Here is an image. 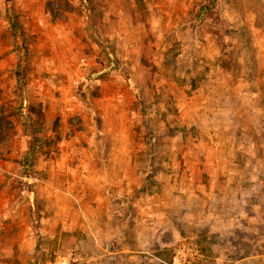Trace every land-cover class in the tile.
Returning a JSON list of instances; mask_svg holds the SVG:
<instances>
[{
  "label": "rangeland",
  "instance_id": "rangeland-1",
  "mask_svg": "<svg viewBox=\"0 0 264 264\" xmlns=\"http://www.w3.org/2000/svg\"><path fill=\"white\" fill-rule=\"evenodd\" d=\"M232 137L235 155L264 150V0H0V242L10 246L24 222L51 214V191L56 214L71 219L56 234L32 223L42 262L71 248L94 262L98 236L84 231L89 177L107 164L128 169L136 188L113 195L129 204L120 213L145 214L165 198L175 220L177 202L193 204L196 158ZM136 225L137 237L149 235ZM166 232L161 246L153 231L130 264H179L180 248L198 247Z\"/></svg>",
  "mask_w": 264,
  "mask_h": 264
},
{
  "label": "crops",
  "instance_id": "crops-1",
  "mask_svg": "<svg viewBox=\"0 0 264 264\" xmlns=\"http://www.w3.org/2000/svg\"><path fill=\"white\" fill-rule=\"evenodd\" d=\"M234 145L239 146L240 142L234 141L233 137L225 142L213 141V154L196 158L193 183L187 185L192 190L186 193V197L192 195L193 204L188 206L177 202L175 220L168 218L170 206L165 198L160 203L147 206L145 214L120 213L121 209H125L122 207L124 203H117L113 195L121 196L136 188L135 178H130L128 169L120 173L119 170L114 171L116 167L107 164L109 172L98 174L97 179L89 177L92 182L82 193L88 216L84 231L94 230L98 236L94 246L99 244L101 249L90 258L94 262L86 261V264H130L134 259L133 253L151 243L148 237L153 235V231H159L157 242L161 246L165 245L162 235L166 231H171L176 241H194L200 253L199 260L194 264H264V150L259 146L260 154L256 156H238L232 152ZM226 148L228 153H225ZM125 180L130 184L126 190L123 189ZM175 190L177 196L183 198L182 187L177 186ZM30 194L32 200L26 205L31 209L35 207L34 200L41 195L40 188ZM253 194L256 201L249 203L248 195ZM52 196L56 195L48 191L45 198L48 201L46 209L53 211L51 214L38 216V221L33 219L31 225L24 222L10 246L8 242H0L2 264H44V249L39 245L41 235L32 223L38 222L42 227L51 229L50 233L56 234L59 225L67 227L71 219L65 212L62 216L56 214L59 204L53 202ZM128 205L124 206L128 209ZM147 219L151 222L149 227ZM136 224H142L149 235L143 232L137 237ZM43 231V234L49 233L45 229ZM86 240L89 241V237ZM110 242L114 247L108 250ZM80 243L84 250H89L85 240ZM220 244H223L222 249ZM54 254L56 256L45 264H62L67 259L66 250L58 249Z\"/></svg>",
  "mask_w": 264,
  "mask_h": 264
},
{
  "label": "built area",
  "instance_id": "built-area-1",
  "mask_svg": "<svg viewBox=\"0 0 264 264\" xmlns=\"http://www.w3.org/2000/svg\"><path fill=\"white\" fill-rule=\"evenodd\" d=\"M67 259L62 264H84V259L82 258L80 252L76 248H71L67 252ZM200 253L199 249L193 245H184L178 250L177 258L179 264H194L199 260ZM160 264H175L173 262H166L162 259H158Z\"/></svg>",
  "mask_w": 264,
  "mask_h": 264
},
{
  "label": "trees",
  "instance_id": "trees-1",
  "mask_svg": "<svg viewBox=\"0 0 264 264\" xmlns=\"http://www.w3.org/2000/svg\"><path fill=\"white\" fill-rule=\"evenodd\" d=\"M11 28L13 31V34L15 35V40L17 42V51L20 53L21 57H25V52H24V48L22 46V43L20 42V38H21V30H20V25L14 20H11Z\"/></svg>",
  "mask_w": 264,
  "mask_h": 264
}]
</instances>
